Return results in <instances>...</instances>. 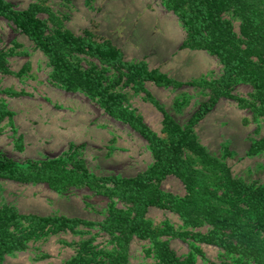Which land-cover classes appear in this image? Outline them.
Returning a JSON list of instances; mask_svg holds the SVG:
<instances>
[{
	"label": "trees",
	"instance_id": "1",
	"mask_svg": "<svg viewBox=\"0 0 264 264\" xmlns=\"http://www.w3.org/2000/svg\"><path fill=\"white\" fill-rule=\"evenodd\" d=\"M163 2L186 29V38L179 47L202 49L216 56L223 66L219 77L176 79L159 68H151L145 60L126 59L120 47L109 39L96 38L88 29L76 34L65 28L59 17L43 4L33 3L28 8L17 9L10 0H0V19L13 24L47 56L52 67L51 79L66 90L80 89L97 98L109 115L139 133L153 157V163L146 170L131 176H118L94 174L81 159L51 158L20 165L0 153L1 179L44 182L58 192L87 187L111 200L108 215L100 222L22 213L9 205L0 206V258L25 248L27 241L49 232L97 226L110 236L116 253L106 264L126 263L133 237L152 242L157 264H195L194 255L201 254L196 243L214 245L226 255L236 256L239 264H264V183L236 176L193 130L222 97L235 100L256 120L264 121V0ZM40 11L49 13L53 28L40 17ZM79 54L97 59L125 84L145 91L163 111L165 137L153 131L141 114L125 104L123 93L110 90L104 84L105 74L97 66L83 67L76 56ZM0 65L5 67L3 54H0ZM145 81L174 88H201L208 91L209 98L201 102L189 122L182 125L145 89ZM240 83L251 86L248 97L234 93ZM9 93L17 92L10 90ZM12 116L13 112L0 100V123ZM263 151L264 135L251 144L248 152L253 155ZM169 175L183 183L184 194L163 188L162 181ZM116 201L124 208L116 206ZM152 207L175 213L183 226L176 227L169 222L154 226L147 217ZM169 238L187 242L191 253L180 259L170 247ZM87 243L64 264H101L90 254L94 251L87 248ZM202 258L205 259L204 255Z\"/></svg>",
	"mask_w": 264,
	"mask_h": 264
},
{
	"label": "rangeland",
	"instance_id": "2",
	"mask_svg": "<svg viewBox=\"0 0 264 264\" xmlns=\"http://www.w3.org/2000/svg\"><path fill=\"white\" fill-rule=\"evenodd\" d=\"M17 9L33 3L43 4L58 16L65 28L82 34L92 31L120 47L128 60H145L170 76L188 81L217 78L223 66L206 50L180 48L186 29L163 0H10ZM50 26L47 11H40ZM238 29V23H236ZM0 100L13 112L0 123V153L20 165L45 159L84 160L97 175L131 176L146 170L153 157L146 141L127 123L109 115L84 91L66 90L51 79L47 56L13 24L0 19ZM83 67L97 66L105 74L104 84L125 95V104L143 116L158 135L165 137L164 114L145 91L127 85L117 74L105 69L97 59L76 55ZM76 60V58L74 57ZM5 69L7 71H5ZM145 89L179 123L186 125L201 102L209 98L207 90L184 86H159L144 82ZM10 90L16 94L9 93ZM250 85L238 84L234 93L248 97ZM195 133L208 150L223 159L236 176L264 183V151L250 154L252 143L264 135V121L228 98H220L194 126ZM165 190L184 194L183 183L169 175L162 181ZM111 200L87 187L58 192L47 183H20L0 178V206L9 205L22 213L80 217L103 221ZM115 205L124 208L119 201ZM154 226L169 222L182 227L173 212L152 207L147 213ZM94 251L97 262L106 264L116 255L110 236L97 226H79L73 230L49 232L27 241L25 248L3 254L0 264H64L81 250L84 243ZM170 247L180 259L191 249L187 242L169 238ZM201 254L195 264H239L237 257L226 255L214 245L196 243ZM204 255V258L202 256ZM124 264H157L153 244L136 237L129 244Z\"/></svg>",
	"mask_w": 264,
	"mask_h": 264
}]
</instances>
